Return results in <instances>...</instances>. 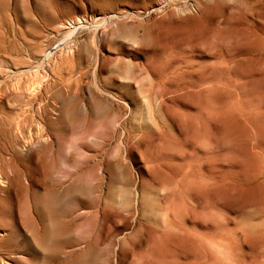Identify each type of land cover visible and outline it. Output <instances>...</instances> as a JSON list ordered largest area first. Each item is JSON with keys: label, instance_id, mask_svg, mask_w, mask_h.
<instances>
[{"label": "rangeland", "instance_id": "obj_1", "mask_svg": "<svg viewBox=\"0 0 264 264\" xmlns=\"http://www.w3.org/2000/svg\"><path fill=\"white\" fill-rule=\"evenodd\" d=\"M0 264H264V0H0Z\"/></svg>", "mask_w": 264, "mask_h": 264}]
</instances>
